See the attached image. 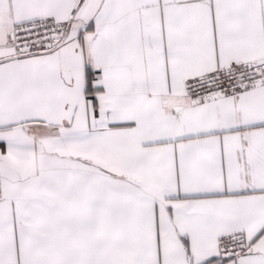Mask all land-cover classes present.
Returning a JSON list of instances; mask_svg holds the SVG:
<instances>
[{
  "label": "snow or ice",
  "instance_id": "snow-or-ice-1",
  "mask_svg": "<svg viewBox=\"0 0 264 264\" xmlns=\"http://www.w3.org/2000/svg\"><path fill=\"white\" fill-rule=\"evenodd\" d=\"M0 264H264V0H0Z\"/></svg>",
  "mask_w": 264,
  "mask_h": 264
}]
</instances>
